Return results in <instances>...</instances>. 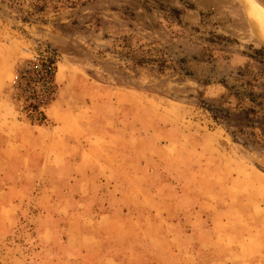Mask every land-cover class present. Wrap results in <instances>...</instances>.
<instances>
[{"label":"rangeland","instance_id":"rangeland-1","mask_svg":"<svg viewBox=\"0 0 264 264\" xmlns=\"http://www.w3.org/2000/svg\"><path fill=\"white\" fill-rule=\"evenodd\" d=\"M252 4L0 0V264L237 261L264 231V131L200 105L264 112ZM47 52L36 124L17 72Z\"/></svg>","mask_w":264,"mask_h":264},{"label":"trees","instance_id":"trees-1","mask_svg":"<svg viewBox=\"0 0 264 264\" xmlns=\"http://www.w3.org/2000/svg\"><path fill=\"white\" fill-rule=\"evenodd\" d=\"M172 12L178 13V10L173 8ZM262 51V48L257 50ZM54 54L47 52L40 54L33 60L27 61V68L17 72L18 79H23L24 83L16 82L15 88L19 91L18 94L24 95L26 99V107L29 113L33 116L36 124H41L45 120V116L41 108L48 102L49 95L53 92V73H54ZM26 93V94H25ZM257 104L263 105L264 102ZM201 108L204 109L214 122H218L229 130V134L234 137L237 134H242V128H258L259 131L264 130L256 126L259 124L264 126V112L260 117L254 115L251 107L230 109L221 106V104L205 103L201 101ZM30 122L32 118H28ZM251 137V142L255 141L253 131L248 132Z\"/></svg>","mask_w":264,"mask_h":264},{"label":"crops","instance_id":"crops-1","mask_svg":"<svg viewBox=\"0 0 264 264\" xmlns=\"http://www.w3.org/2000/svg\"><path fill=\"white\" fill-rule=\"evenodd\" d=\"M244 233H246L247 236H255L256 241L254 243L249 241L248 243H245L244 241H241V243L238 242V247L233 248L232 252H230L231 256H233L232 258H238L233 264H264V259L258 257H264V231L255 229L246 230ZM240 236L242 237L243 234ZM240 236H238V238H240ZM259 238H262V240L259 241Z\"/></svg>","mask_w":264,"mask_h":264},{"label":"bare ground","instance_id":"bare-ground-1","mask_svg":"<svg viewBox=\"0 0 264 264\" xmlns=\"http://www.w3.org/2000/svg\"><path fill=\"white\" fill-rule=\"evenodd\" d=\"M249 3H253L254 0H248ZM253 5V4H252ZM262 10H257L255 11L253 8H252V18L254 16V22L256 24L257 27H260V30L263 32L264 34V14L261 12ZM259 29V28H258Z\"/></svg>","mask_w":264,"mask_h":264}]
</instances>
